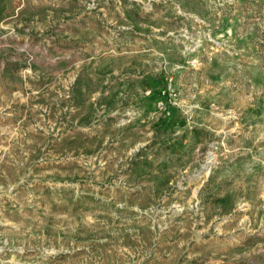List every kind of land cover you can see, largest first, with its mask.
<instances>
[{
	"label": "rangeland",
	"instance_id": "374dc122",
	"mask_svg": "<svg viewBox=\"0 0 264 264\" xmlns=\"http://www.w3.org/2000/svg\"><path fill=\"white\" fill-rule=\"evenodd\" d=\"M0 264H264V0H0Z\"/></svg>",
	"mask_w": 264,
	"mask_h": 264
},
{
	"label": "built area",
	"instance_id": "2783aa9c",
	"mask_svg": "<svg viewBox=\"0 0 264 264\" xmlns=\"http://www.w3.org/2000/svg\"><path fill=\"white\" fill-rule=\"evenodd\" d=\"M171 88V87H170Z\"/></svg>",
	"mask_w": 264,
	"mask_h": 264
}]
</instances>
